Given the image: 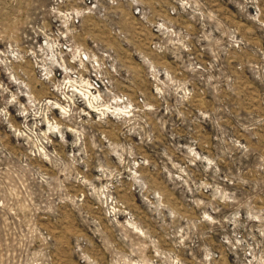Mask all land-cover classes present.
Returning a JSON list of instances; mask_svg holds the SVG:
<instances>
[{
	"label": "rangeland",
	"instance_id": "obj_1",
	"mask_svg": "<svg viewBox=\"0 0 264 264\" xmlns=\"http://www.w3.org/2000/svg\"><path fill=\"white\" fill-rule=\"evenodd\" d=\"M0 264H264V0H0Z\"/></svg>",
	"mask_w": 264,
	"mask_h": 264
},
{
	"label": "bare ground",
	"instance_id": "obj_2",
	"mask_svg": "<svg viewBox=\"0 0 264 264\" xmlns=\"http://www.w3.org/2000/svg\"><path fill=\"white\" fill-rule=\"evenodd\" d=\"M95 99H96V96H93L91 93H87V100H95Z\"/></svg>",
	"mask_w": 264,
	"mask_h": 264
}]
</instances>
